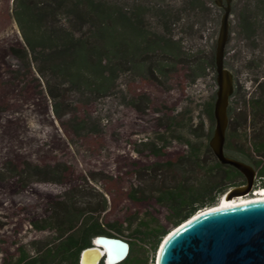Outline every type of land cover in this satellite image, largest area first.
I'll return each instance as SVG.
<instances>
[{"label": "trees", "instance_id": "trees-1", "mask_svg": "<svg viewBox=\"0 0 264 264\" xmlns=\"http://www.w3.org/2000/svg\"><path fill=\"white\" fill-rule=\"evenodd\" d=\"M212 1L177 0L179 6H175L164 0H12L11 16L21 37L10 49L21 67L20 73L12 72V79L28 83L47 98L53 120L70 141L96 140L104 130L92 117V109L116 91L122 76L165 89L180 78L177 85L183 89L185 81L195 83L215 72L214 56L187 50L183 38L174 32L184 17L212 16ZM236 16L241 46L228 58L231 64L226 57L224 64L233 72L234 63H240V69L253 77L250 89L245 90L238 84L241 70L233 72L224 152L251 164L261 180L255 187L264 188V55L259 54L261 50L264 54V0L244 1ZM193 27L194 23L189 28ZM141 92L138 89L131 105L139 112L153 109L151 100ZM213 106L210 103L207 110L211 123ZM169 113L162 114L160 137L142 142L137 149L139 155L146 152L155 162L133 166L128 175L134 184L125 196L133 205L155 204L165 209V221L174 229L214 205L229 188L243 185L245 178L218 162L209 146L213 130H206L203 122L195 130L204 136H180L177 142L185 150L168 157L166 134L175 126V116ZM75 175L66 161L6 160L0 165V181L12 180L21 189L38 183L64 185ZM102 177L113 180L112 176ZM76 180V185L48 201L43 218L29 221L35 231H50L52 237L30 243L34 256L23 246L17 247L15 264H79L81 251L91 247L95 237L117 238L126 229L131 230L130 237L151 243L155 252L169 233L158 219L141 212L108 222L113 209L109 180L104 184L106 193L92 188L86 177ZM6 226L0 221V231ZM125 242L129 252L118 264H148L147 258L133 255L134 242Z\"/></svg>", "mask_w": 264, "mask_h": 264}, {"label": "rangeland", "instance_id": "rangeland-1", "mask_svg": "<svg viewBox=\"0 0 264 264\" xmlns=\"http://www.w3.org/2000/svg\"><path fill=\"white\" fill-rule=\"evenodd\" d=\"M117 1L127 3L132 0ZM244 1L246 0H231L229 40L225 49V57L229 63L232 60L228 58L241 46L237 37L236 15ZM164 2L179 6L177 0ZM211 6L215 7L212 16H199L189 20L184 17L174 28L176 36L183 38L187 50H203L204 56L208 57L214 56L223 14V10L218 9L216 0L212 1ZM11 9L12 0H0V165L6 160L28 159L41 163L66 161L74 168L76 175L74 180L64 185L38 183L27 189H21L12 180L0 181V200L3 203V206H0V221L7 224L5 229L0 231V264H15L19 246H23L30 256L36 255L30 243L35 240H49L52 232H37L30 226L29 221L43 218L47 214L45 207L48 201L76 185L79 182L76 179L81 177H86L89 185L102 193H106L104 184L109 180L102 176L113 177L112 181H108L113 191V209L107 216L108 222L121 221L125 216L141 212L145 217L149 214L151 218L158 219L169 232L172 231L173 227L167 224L164 218L165 209L155 204L133 205L127 200L125 192L134 184L128 174L134 165L155 162L146 152L139 155L137 149L142 148V142L153 140L162 134L163 130L159 128L163 113L172 112L169 114L175 116V126L166 134L170 144L166 149L168 157L185 150L177 142L180 136H204L203 132L195 130L198 123L203 122L206 130L214 129V122H210L207 110L209 104L214 102L217 91L215 72H210L195 83L185 81L183 89L177 85L180 78L172 80L170 89H165L154 85L145 86L141 81L124 75L120 78L116 91L110 97L100 100L92 109V117L104 130L103 136L92 141L72 142L53 120L47 98L39 95L28 83L12 79V72L20 73L21 67L10 49L21 42V37L12 19ZM151 22L154 23V20ZM193 23L191 30L189 27ZM243 52L247 54L248 51ZM259 54L264 55L262 50ZM239 66L240 63H234L233 72L236 68L241 70L238 84L248 90L253 75ZM227 69L234 78L232 70ZM138 89L151 100L153 109L139 112L131 105ZM202 141L207 143L208 139L203 138ZM260 182L256 173L254 184ZM260 188L255 187L249 198ZM86 190L89 192V189ZM224 194L214 205L205 209L216 206ZM130 233L131 230L126 229L124 234L118 237L134 242L133 255L137 253L140 258H147L148 264H151L153 259L154 264L159 246L166 236L160 240L153 252L151 243H141L138 239L130 237ZM102 263L105 264V261Z\"/></svg>", "mask_w": 264, "mask_h": 264}, {"label": "water", "instance_id": "water-1", "mask_svg": "<svg viewBox=\"0 0 264 264\" xmlns=\"http://www.w3.org/2000/svg\"><path fill=\"white\" fill-rule=\"evenodd\" d=\"M216 3L223 14L214 53L217 91L209 146L220 164L235 168L245 178L243 185L230 188L224 196L246 197L255 188L256 171L224 152L229 101L234 91V78L224 64L231 0H216ZM89 251L96 255V264L102 261L107 264L108 258L110 264H118L126 258L129 245L119 238L97 236L91 247L81 251L79 264ZM99 251L104 254L99 255ZM155 264H264V200L197 212L166 235L159 246Z\"/></svg>", "mask_w": 264, "mask_h": 264}, {"label": "bare ground", "instance_id": "bare-ground-1", "mask_svg": "<svg viewBox=\"0 0 264 264\" xmlns=\"http://www.w3.org/2000/svg\"><path fill=\"white\" fill-rule=\"evenodd\" d=\"M257 200H264V188H260L256 190V192L254 193V196L251 198H244L243 196L229 198L227 196H222L219 203L216 206L209 208V209H224V208H229L232 206L244 204L246 202L257 201ZM101 254H104L103 251L101 252L99 251V255ZM96 262H97V258L93 252L89 251L84 254L82 264H96ZM106 262L107 264H110L111 259L108 258Z\"/></svg>", "mask_w": 264, "mask_h": 264}, {"label": "flooded vegetation", "instance_id": "flooded-vegetation-1", "mask_svg": "<svg viewBox=\"0 0 264 264\" xmlns=\"http://www.w3.org/2000/svg\"><path fill=\"white\" fill-rule=\"evenodd\" d=\"M255 192H256V190H255ZM255 192H254V193H255ZM249 196H250V194H248L246 197H245V196H243V197H244V198H249ZM253 196H254V194H253ZM253 196H252V197H253Z\"/></svg>", "mask_w": 264, "mask_h": 264}]
</instances>
